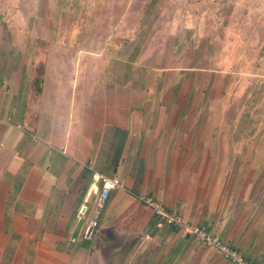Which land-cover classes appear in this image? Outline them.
I'll use <instances>...</instances> for the list:
<instances>
[{"label":"crops","instance_id":"0c3cea01","mask_svg":"<svg viewBox=\"0 0 264 264\" xmlns=\"http://www.w3.org/2000/svg\"><path fill=\"white\" fill-rule=\"evenodd\" d=\"M257 36L252 0H0V264H231L140 196L264 264V149L221 65ZM97 175L123 188L91 229Z\"/></svg>","mask_w":264,"mask_h":264},{"label":"rangeland","instance_id":"374dc122","mask_svg":"<svg viewBox=\"0 0 264 264\" xmlns=\"http://www.w3.org/2000/svg\"><path fill=\"white\" fill-rule=\"evenodd\" d=\"M252 1L257 4V7L264 6L261 3L263 0ZM214 18L217 20L216 14ZM219 19H221L220 16ZM224 19V22H226L229 18ZM229 20H233L236 24L230 28L229 33L231 35L241 33L244 35L242 30L246 21L242 22L240 20L237 24L234 17ZM261 32L263 33V30ZM256 39L257 42L254 45L246 46L243 43L233 45V51L236 52L233 57L225 53L221 65H225L231 73L225 78L223 100L234 102L239 106L240 123L235 127V130L241 135H247L248 133L250 135V140L242 141L241 146L247 143L245 147L264 149V44L262 42L258 43V40L261 39L259 36ZM118 47L120 45H111L112 49ZM223 47L228 48L229 51L232 50L230 45H224ZM255 159L264 162L262 156Z\"/></svg>","mask_w":264,"mask_h":264},{"label":"built area","instance_id":"2783aa9c","mask_svg":"<svg viewBox=\"0 0 264 264\" xmlns=\"http://www.w3.org/2000/svg\"><path fill=\"white\" fill-rule=\"evenodd\" d=\"M97 181L100 182L101 188L96 197L95 205L91 213V220L88 223V226L91 229L97 226V219L106 204L110 191L117 188H123L122 183L116 178L97 175ZM138 200L159 220L170 226L177 227L181 232L191 236L197 245L218 250L221 256L231 264H251L232 246L212 237L201 228L185 223L180 217L169 212L162 204L153 198L140 196L138 197Z\"/></svg>","mask_w":264,"mask_h":264}]
</instances>
